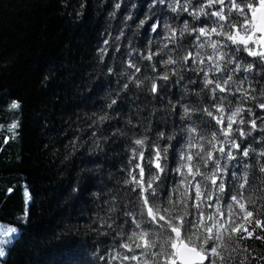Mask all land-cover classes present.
Wrapping results in <instances>:
<instances>
[{
	"label": "trees",
	"instance_id": "obj_1",
	"mask_svg": "<svg viewBox=\"0 0 264 264\" xmlns=\"http://www.w3.org/2000/svg\"><path fill=\"white\" fill-rule=\"evenodd\" d=\"M201 7L225 16L229 10L228 0L223 7L218 3L209 7L208 0H0V221L19 229V239L7 247L1 264H156L157 259L165 264V256H146L143 249H135L136 260L123 258L133 255L121 247L134 227L125 213L138 211L136 192L125 180L131 179L130 172H139L133 165L144 164L132 159L135 139L147 136L152 140L160 132L166 137L175 132L174 139L161 144L169 147L166 174H161V198L167 193L178 200L179 193L172 190L188 187L187 182L181 184L183 175L174 170L180 166L179 149L188 151L187 134L180 135L184 123L180 104L191 106L202 100L205 108L213 105L211 92L194 95L204 75L199 69L210 79L232 77L225 93L217 91V95L228 98L223 102L225 115H230L229 101L231 111L241 109L230 136L237 137V144L243 141L249 156H239L227 142H215L216 147L231 150L237 160L216 152L213 156L221 155L224 170L219 177L226 190L233 189L235 195L233 185L244 184L245 178L253 189H240L244 193L240 202L253 215L244 220V211L236 207L237 225L247 231L221 229L223 239L217 242V250L224 259L212 258L216 264H264V240L256 239L264 235V199L254 191L264 176L259 171L264 164L260 155L264 152V59L248 51L233 53L236 46L232 45L214 56L221 71H209L213 52L207 44L209 37L197 38L191 28L181 35L185 21L195 28L215 27L199 12ZM191 14H198V20ZM232 17L237 18L235 9ZM173 32L175 43L170 39ZM210 38L223 42L215 33ZM201 42L204 48L198 47ZM248 47L262 52L251 41ZM188 51L193 55L199 51L205 63L185 65L180 57ZM224 52L228 56L220 60ZM147 56L152 59L143 58ZM169 57L179 63L165 68L163 61ZM165 71L167 82L157 78ZM146 77L155 78L156 93L149 91ZM13 102L19 104L17 109L11 108ZM193 119L200 123L196 114ZM13 124L17 126L10 131ZM143 151L147 159V144ZM181 172L186 174L188 168ZM232 173L241 179H232ZM188 179L195 183L202 177ZM249 196L254 203H248ZM193 203L198 201L189 200L188 210L194 217ZM202 208L205 214L214 211Z\"/></svg>",
	"mask_w": 264,
	"mask_h": 264
},
{
	"label": "snow or ice",
	"instance_id": "obj_2",
	"mask_svg": "<svg viewBox=\"0 0 264 264\" xmlns=\"http://www.w3.org/2000/svg\"><path fill=\"white\" fill-rule=\"evenodd\" d=\"M202 2L203 0H201ZM208 3L209 7L217 3L221 7L224 6V0H208ZM228 8V14L225 16L222 11L205 12L204 8L201 7L199 12L204 13L215 27H211L210 29L204 27L195 28L194 26H190L189 22L185 21L184 28L181 30V35L191 28V30L197 33V38L209 37L207 44L212 48L213 52L209 54L211 63H209L208 68L213 73L221 71L219 61L214 59V56L220 52L221 48L228 49L232 45H235L236 47L232 48L233 53L238 54L242 51H248L249 55L253 57L259 56L261 59H264V52H257L248 47L250 41L253 44H264V0H239V3L236 0H228ZM233 9H235L237 14L235 20L232 17ZM181 10L186 9L181 7ZM191 15H193L194 20H198V14ZM213 16L218 19L212 20ZM219 21H226V23L221 24ZM207 22L199 21V23ZM233 29H236V31H233ZM152 30L156 31V28L153 27ZM241 32L245 35H241ZM211 33L223 37V42L220 40L212 41L210 38ZM257 34H259L258 38L254 39V37H257ZM174 37L175 33L173 32L172 37H170L173 43H175ZM164 47L167 48L168 45L165 44ZM198 47L204 48L205 43L201 42ZM227 56L228 53L224 52L223 55H220L219 59L225 60ZM143 58L151 60L152 56ZM180 60L185 65L189 63H205L199 51L195 55L191 51H188L180 57ZM177 63L179 61L171 57L163 61L165 68H167V65ZM228 63H231L230 59ZM252 63H258V61H252ZM129 66L136 68L137 72L140 70L134 64H130ZM151 67L155 69L156 66L152 65ZM261 67H264V65H261ZM250 68L251 65L246 70H250ZM199 71L203 72L204 75L202 77L201 88L199 91L194 92V95L200 97L201 93L207 94V92H211L213 105L205 108L202 106V100L193 102L191 106L186 103L180 104V107L183 109L181 120L184 122L181 125L180 135L183 138L187 134L188 139L185 143L188 151L184 147L179 149L180 166L174 170L183 175L184 179L181 181V184L187 182L188 187L183 191H180L179 187L172 190L173 193H179L178 200H174L173 196L167 193L164 194L162 199L160 194L162 188V184L160 183L161 174H166L169 152V147H161V144L166 139H174L175 132L167 135V137L164 132H160L152 140H149L147 136L143 139L134 140V144L137 147L133 149L132 159L135 160L138 158L144 161V164L143 166L139 163L133 165L134 168H139V172L135 174L130 172L129 176L131 179L125 180V183L133 185L132 191L136 192L138 211L136 213H125L129 217L127 222L132 223L134 227L131 235L128 237V242L121 245V247L132 252L133 255L131 257L125 255L123 257L124 259L136 260L135 249H143L142 254L146 256L149 254L157 258L162 255L165 256L167 258L165 264H205V261H207V264H216V260L212 257H219L221 262L224 259L217 250L220 246L217 242L223 239V233L220 230L223 229L225 232L229 229L232 232L247 231L246 228L237 225L236 207L238 205L240 210L244 211V220H247L253 215V212L246 211L245 204L240 202L244 198V193L240 189L251 192L253 191L252 185L245 178L244 184H240L238 187L233 185L235 195H233V189L226 190L224 180L219 177V173L224 170L220 165L221 155L223 158L231 160H237V156L233 155L231 150L226 152L223 146L217 148L215 143L220 142L223 144L227 142L232 148L237 149L239 156H249L246 147L242 146L243 141L237 144L235 142L237 137L230 136L232 125L236 123L234 117L239 115L241 109L237 108L234 112L231 111V102L229 101L228 111L230 115H225L223 102L228 98L226 95H217V91L219 93H225V86L229 84L232 77L228 76L226 80L222 76L210 79L207 72H204V69H199ZM157 78L165 82L169 81L168 72L165 71L162 75H158ZM146 79L150 82L149 91L156 93L158 85L155 82V78L146 77ZM183 79L184 77L180 75L179 80ZM221 80H223V83L220 82ZM142 83V81L138 82L137 86H140ZM190 83L195 84L196 82L190 81ZM164 87L165 84L163 83L159 85L160 89ZM112 103L115 104V100ZM18 107L19 104L17 102L11 104L12 109H17ZM261 107H264V104H261ZM213 108L215 109L214 111ZM194 114L197 115V119L200 121L199 124L193 119ZM105 118L101 117V120ZM240 123H244V121L241 120ZM184 124H190L192 126L185 127ZM16 126V124H13L9 130L11 131ZM240 134L244 135L243 132ZM221 137H223V140H221ZM146 144L148 146L147 159H145V153L143 151ZM209 147L212 149L211 151L208 150ZM193 148H198L199 150L191 152L190 150ZM214 152L221 155L214 157ZM260 155L264 157V152L260 153ZM210 161L211 170L209 169ZM185 167L188 168L186 174L181 172V169ZM244 167H247V165H244ZM145 169H147V179H145ZM259 171L264 173V164L260 165ZM189 176L192 177L193 181H195L197 176L202 177V179L193 183L188 179ZM231 178L235 180L241 179L235 173L231 174ZM209 180L211 184L206 183ZM245 185H248V187L245 188ZM189 189L193 190V194H189ZM254 191L259 193L261 198L264 199V176L261 177V186L257 187ZM25 195L28 196L27 191H25ZM226 197L229 199H225ZM28 198L30 199V197ZM247 199L248 203H254L251 196ZM189 200L194 202L198 201V203L191 205L196 210L194 217L188 210ZM207 200H212V203L206 204ZM202 205L208 208H214V211L205 214ZM178 208L180 209L179 212L177 211ZM24 215L26 219L27 213ZM260 224L261 221L256 220V225L260 226ZM251 236L252 233L249 232L248 237L250 238ZM244 238L243 236L240 237V239ZM18 239L19 229L17 227L0 224V258L6 255L5 248L13 246ZM228 239H231V237L229 236ZM256 239L264 240V235H257ZM152 249H156V251L151 252ZM117 258L119 257H112V259ZM156 264H159L158 259Z\"/></svg>",
	"mask_w": 264,
	"mask_h": 264
},
{
	"label": "rangeland",
	"instance_id": "obj_3",
	"mask_svg": "<svg viewBox=\"0 0 264 264\" xmlns=\"http://www.w3.org/2000/svg\"><path fill=\"white\" fill-rule=\"evenodd\" d=\"M0 224L5 225V226L17 227V226L14 225V224H9V223L2 222V221H0ZM17 228H18V227H17ZM5 251L7 252V247L5 248ZM4 257H5V256H4ZM4 257H3V258H4ZM1 259H2V258H0V264H1Z\"/></svg>",
	"mask_w": 264,
	"mask_h": 264
},
{
	"label": "water",
	"instance_id": "obj_4",
	"mask_svg": "<svg viewBox=\"0 0 264 264\" xmlns=\"http://www.w3.org/2000/svg\"><path fill=\"white\" fill-rule=\"evenodd\" d=\"M258 15H259V13H258ZM258 36H259V34H257V37ZM259 45L261 47L262 52H264V44H259ZM205 264H207V261H205Z\"/></svg>",
	"mask_w": 264,
	"mask_h": 264
}]
</instances>
